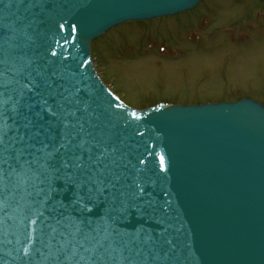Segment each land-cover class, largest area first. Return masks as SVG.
I'll use <instances>...</instances> for the list:
<instances>
[{
  "label": "water",
  "instance_id": "1",
  "mask_svg": "<svg viewBox=\"0 0 264 264\" xmlns=\"http://www.w3.org/2000/svg\"><path fill=\"white\" fill-rule=\"evenodd\" d=\"M199 2L12 0L10 8L0 4V84H12L21 67L51 66L83 88L81 95L130 160L133 175L144 169L142 179L150 182L152 198L169 204L179 258L168 264H264V105L242 98L133 109L108 90L91 58L92 42L112 28L174 16ZM4 17L20 18L22 23L9 31ZM94 212L102 214L103 206ZM21 219L14 204L7 215L0 211V264H51L16 231ZM140 222L162 227L135 216L127 227Z\"/></svg>",
  "mask_w": 264,
  "mask_h": 264
},
{
  "label": "snow or ice",
  "instance_id": "2",
  "mask_svg": "<svg viewBox=\"0 0 264 264\" xmlns=\"http://www.w3.org/2000/svg\"><path fill=\"white\" fill-rule=\"evenodd\" d=\"M0 4L10 8L12 0ZM4 19L9 31L22 23ZM16 71L12 84H0V96H7L0 99V211L7 215L15 205L24 242L51 264L178 259L169 204L152 198L144 169L133 175L83 88L51 66ZM101 205L104 212L95 214ZM133 216L162 227L140 222L130 229Z\"/></svg>",
  "mask_w": 264,
  "mask_h": 264
},
{
  "label": "rangeland",
  "instance_id": "3",
  "mask_svg": "<svg viewBox=\"0 0 264 264\" xmlns=\"http://www.w3.org/2000/svg\"><path fill=\"white\" fill-rule=\"evenodd\" d=\"M95 69L127 106L249 98L264 105V4L200 0L174 16L121 24L92 42Z\"/></svg>",
  "mask_w": 264,
  "mask_h": 264
}]
</instances>
